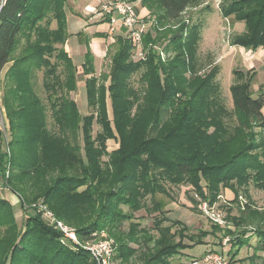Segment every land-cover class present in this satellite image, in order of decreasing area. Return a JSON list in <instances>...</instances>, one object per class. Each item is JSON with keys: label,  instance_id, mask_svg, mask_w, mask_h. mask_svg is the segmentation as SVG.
Returning <instances> with one entry per match:
<instances>
[{"label": "trees", "instance_id": "trees-1", "mask_svg": "<svg viewBox=\"0 0 264 264\" xmlns=\"http://www.w3.org/2000/svg\"><path fill=\"white\" fill-rule=\"evenodd\" d=\"M37 1L4 0L0 7V76L12 62L5 80L11 78L17 82L15 86L7 89L4 101L9 112L16 109L23 111L18 118H23L22 120L15 122L14 118L11 119L13 125L11 130L13 136L15 135L11 138V146L16 152L12 156L14 158L12 165H25L27 168L38 170L48 165L51 156L54 155L58 158L57 161L61 162V166H65L72 174H80L89 180L95 191L89 190L87 204L82 207L92 209L97 203L103 211L101 220L77 226L76 232L80 239L86 242L98 240L99 233L106 232L109 228L113 230L108 232L109 235L121 242V255L126 256L129 253L128 242L125 241L129 239L134 241L135 238L133 236L128 238L121 232L122 222H130L135 233L143 232L135 220V212L147 209L162 215L164 213V206L159 201H154L149 208L143 202V196L135 191L138 183L136 177L145 179L151 175L153 168L157 167L159 157L171 161L169 163L172 167L167 171L174 174V177H179L180 180L192 177L194 185L201 189L199 191L201 199H205L202 188L206 187L211 196L205 201L210 206L219 196L216 192L220 184L229 183V188L233 187L232 189L238 192V186L247 185L250 182L249 178L252 177L255 186L264 191V102L260 97H254L251 92L250 72L235 71V82L230 88L233 111L237 115L236 128L241 131L244 145H240L236 150L229 148V152L227 150L221 154L229 140L223 138L214 142L210 140L214 135L208 130L221 127L219 118L224 112V107L210 104L209 95L206 98V92H215L219 88L214 77L217 68L211 69L208 74L204 73V76L200 74L197 68V51L201 35L198 27L191 24V20L183 21V15L197 4V0L142 1V7L148 11L144 17L153 16L156 20V24L148 27L144 38L146 58L126 64L125 61L130 58L134 46L126 34L116 36V43L109 47L119 46V51L112 55L111 71L105 79L107 84L97 87L96 80L86 82L88 106L93 110L86 116H81L76 103L67 97L70 92H62L68 88V84L75 89V74L78 67L73 58L66 51L55 56L56 61L64 67L66 78L62 83L57 74L59 65H53L45 57L52 51L50 46L52 42L61 41L64 44L67 42L65 4L69 0H43L39 9ZM223 2L220 9L223 17H233L236 22H243L246 26L245 32L235 36L231 43L248 50L264 47V0L260 5H256V11L250 10V6L254 5L252 0ZM47 10L53 12L56 20V27L48 30L37 26L43 19V12ZM242 10L249 11L239 15L240 12L244 13ZM176 24L180 26L173 30L172 25ZM186 30H189V33L185 35ZM32 32L35 33L32 38H36L33 45ZM22 39L26 40V46L28 43L30 49L34 50L15 59L13 55L20 48ZM29 46L25 48L26 51ZM161 52L167 55V59L163 60ZM94 61V56L87 51L82 64L86 75L93 74ZM35 69L44 70L43 85L51 108L53 119L51 124L47 121V106L35 92L29 91L30 88L26 90L19 85V79L21 80L23 76L26 81L32 80ZM188 72L190 78L186 76ZM138 73L140 89L135 88L130 82L132 76ZM25 87H30V84ZM188 92H205L201 107L197 106L201 104V100L196 102L197 96L187 95ZM177 94L187 95L188 98L178 100L180 105H176ZM17 101L22 102L15 106ZM96 123L101 127V131L94 137L93 128ZM78 134L83 136L82 147L69 141V137L74 136L75 139ZM225 134L222 130L221 135ZM113 139L118 140L119 147L109 152L107 144ZM247 141L249 144H246ZM188 143L190 147L186 146ZM256 145L259 146L254 149ZM258 148H262L263 152H258ZM104 156L110 157V169L102 160ZM6 158L5 154L0 153L2 169ZM139 158L141 162L137 160ZM54 162L55 160L53 161L55 166ZM116 174H120L116 183L118 186L116 187L113 182V187L104 193L103 185L106 181L111 182ZM62 181L60 179L59 182ZM159 183L155 181L153 184L152 197L156 194L167 195L168 191L161 186L162 182ZM50 193L52 192L48 190L44 195V203L53 210L56 203L49 198ZM96 195L98 200L94 199ZM69 206L70 204H65L60 208ZM7 207V202L0 199V213ZM123 207H127L128 211L125 212ZM10 209V221H13L15 219L13 207ZM249 213L255 217V223L258 225L256 233L253 234L258 240V250L264 253V211L249 210ZM55 214L61 218L56 212ZM166 221L165 217L156 221L161 232L159 238L147 236L149 238L147 245L151 242L153 248L149 247L148 251L146 250L149 256L143 264H171V258L204 243L203 238L209 235L208 233L187 235L185 234L187 227L183 226L177 232L180 240L175 242L176 233H170L171 226L168 228L160 226ZM244 221L246 222L241 219L233 223L240 227ZM173 223L181 225L179 221ZM22 227L21 236L19 234L17 240L15 239L1 264L44 262L83 264V260H80L82 256L91 258L88 252L81 251L83 253L78 254L72 248L63 245L60 242V234L49 226H43L38 217L33 216L25 220ZM184 239H188L192 244H187ZM244 243L243 238L233 243L229 251L232 259L241 251ZM144 256L145 254L140 257ZM93 264H96L95 261Z\"/></svg>", "mask_w": 264, "mask_h": 264}, {"label": "rangeland", "instance_id": "rangeland-1", "mask_svg": "<svg viewBox=\"0 0 264 264\" xmlns=\"http://www.w3.org/2000/svg\"><path fill=\"white\" fill-rule=\"evenodd\" d=\"M3 1L4 0H0V4ZM70 1H72L73 4L71 3L70 5ZM130 1L135 3L141 16H145L148 13L147 9L142 7L143 0ZM252 1H254V5L250 6V10L256 11V5H260L262 0ZM42 2L43 0L37 1L38 9L40 8ZM105 3L106 0H69L67 4H65V23L68 34L67 42L66 44L61 41L52 42L50 44L52 51L50 53L48 52L49 54H46L45 56L53 65H59L57 74L62 79V83H64L66 78L64 67L61 63L56 61L55 56L62 51H66L65 47L69 48V53L73 58L75 65L78 67V71L75 74V89H72V85L68 84V88L66 87L62 92H70L67 94V97L76 103L81 116H86L93 112V110L88 106V90L86 89V82L96 80L97 87L100 85L105 86V84H107L105 79L111 71L112 55H116L119 51V46L109 47L110 43L108 34L111 25L110 22L106 20L104 14L99 12ZM223 3V0H206L201 5V9L198 8L193 10L194 7H191L192 10H187L183 15V21L186 22L191 20V24L198 27L200 35L202 32L205 34V31L209 29L210 23L211 29H215L213 36L209 37L206 43H204L201 47L200 53L203 54L204 58L202 59V63L198 65L197 68L203 76L204 73L208 74L211 69L217 68L216 75H214V77L219 88H217L215 92H206V98H208L209 95V100H207L210 101V104L224 107V112L220 114L219 118L222 123L221 127L219 126L220 129L208 130L210 134L214 135L210 138L213 142L220 141L221 138L229 140L226 147L222 149L221 154L224 152L226 153L227 150L229 152V148H231V150H236V148L240 145H244L241 131L236 128L235 122L237 115L233 111L234 107L230 91V86L233 83V75L230 72L231 63L229 62V59L221 60L218 64L213 61V58L217 54L218 56L221 54L225 55L228 51L229 33H226L227 28L230 29L229 22H236L233 17L226 19L222 16L220 9L222 8ZM242 11L244 13L240 12L239 15L245 14V12L249 10ZM43 13V19L37 24V26L47 30L49 28H55L56 20L54 19L53 12L51 10H47ZM150 18L155 17L150 16ZM208 23L209 25H207ZM179 26L180 24L172 25V29L177 30ZM115 29L116 36L124 35L121 23H117L115 25ZM210 31L212 32V30ZM187 32L189 33V30H186L185 35ZM34 34V32L31 33L32 45L36 39L32 38L34 37ZM20 44V48L13 55L14 58L16 57L15 59L21 57L22 55L31 53L34 50L33 48L30 49V46L27 43V46L29 47L26 51L25 48L27 46L25 39H22ZM208 47L212 49L213 55L210 51H208ZM87 51H90L95 59L92 75H86L87 72H84L82 68ZM14 58L13 60H15ZM165 59H167V55L165 56ZM136 61H138V59H136L135 51L132 49L130 58L126 59L125 63L131 64V62ZM11 66L12 62L3 70L0 76V153L7 156L3 162V169L0 168V199H4L8 204L7 209L0 213V264L2 263L4 257L8 254L10 248H12L11 246L13 245L15 239L17 240L19 234L21 236L22 233L20 231H22V226L25 220L35 216L39 218L43 226H49L48 221L44 218L43 212L40 210L46 208V210L50 211L57 220L75 230L80 224H87L101 220L103 211L97 203L95 208L92 209H84V207H82L87 204L86 201L89 190L93 192L95 191V188L90 186L89 180L84 176L80 174H72L65 168V166H61V162H58V158H55L54 155L51 156L48 165H44L42 169L38 170L27 168L25 165H12V160L14 159L12 156H14L16 152H14L15 149L13 150L11 146V138L13 136V131L11 130L13 126L11 124V119L14 118L15 122L22 120L23 118H18L22 115L23 111L22 109H16L13 112H9L4 101V96L8 92L7 89L9 90L11 86H15V83H17L11 78L9 80H5L6 74ZM186 76L190 78V72H188ZM23 77L21 80L19 79V85L26 90L30 88L29 91L31 92L32 90V92H35L41 102L47 106V121L51 124L53 121L51 108L43 85L44 70L35 69L34 77L30 81L24 80ZM139 79L140 74L138 73L134 74L130 80L131 84L137 89L141 88L138 83ZM27 84H30V87H25ZM204 93L205 92H188L187 95H196V102L201 100V104L197 106L201 107L202 103H204V99L202 98ZM187 95L177 94L175 97V103H177L176 105H180V100L188 98ZM21 102L22 101H17L15 106H18ZM207 104L209 103L207 102ZM222 130L226 133L224 136L221 135ZM100 131L101 127L96 123L93 128V136L95 137ZM82 137V135L78 134L75 139L74 136L73 138L69 137V141L73 145L82 147ZM246 144H249V141H247ZM186 146L190 147L189 143ZM258 146L256 145L254 149ZM118 147L119 142L116 139L110 140L107 144V150L109 152L117 149ZM258 152H263V149H259ZM54 160L55 166L53 164ZM102 160L110 169V157L104 156L102 157ZM137 160H140L139 162H141L140 158ZM169 162H171L169 159L159 157L156 162L157 167L153 168L151 175L145 179L143 177H136L138 179V183L135 187V191L143 196L142 200L146 203V206L151 208L154 201H159L164 206V213L162 215L159 212H150L147 209L135 212V220L140 224L139 229H142L143 232L135 233L130 226V222H122L121 232L128 238L131 236L135 238L134 241L132 239H129L128 241L124 240L125 242H128L129 253H127L126 256L121 255L120 240L117 241L108 233L110 230L113 231L112 229L108 228L106 232L102 231L99 233L98 242L109 241L114 244V251L110 260L111 264H143L149 256V253L147 254L146 250L148 251L149 247V249L153 248V243L148 242L149 245H147V241L149 240L147 236H151L155 239L160 237L161 232L157 228L156 221L163 217L167 218V221L160 224V226L161 228H168L171 226L170 233H176L175 242L180 240L177 232L183 226L187 227L185 234L190 236L198 235L200 233L209 234L207 237L203 238L202 242L204 243L184 250L180 255L171 258V264H195V262L202 260L201 264H207L204 260L212 250L222 252L226 255L229 258L230 264H264V253L260 252L261 250H258V240L255 236H253L258 229V225L255 223V217L253 215L251 216L249 213V210L264 208V191L255 186L253 178H249L250 182L247 183V185L242 187L238 186V192H235L232 189L233 187L229 188V183L225 185H218L216 193L217 195L219 194V196H217L218 198H216V201L212 206H214L225 218V225L219 226L208 219L201 209L202 205L206 203L205 199L210 198V191L206 189V187H203L202 195L205 196V199H201L202 197L199 193L201 189L199 190V188L194 185L192 177H184L182 180H180L179 177H174V174L167 171L170 167H172ZM210 164L212 163H208V165ZM150 168L151 167H149V169ZM164 173L165 175H163ZM119 175L120 174L114 175V179H112L111 182H105L106 184H109L103 185L104 193L113 187V182L116 185ZM60 179L63 180L61 183L59 182ZM155 181H158V184H160L159 182H162L161 186H164L168 191L167 195L156 194L152 197L151 192H153V184ZM202 185H205L204 181L202 182ZM117 186L118 184L116 187ZM48 190L52 192L49 195L50 197H48L52 198V200L56 203L55 208L51 207L62 219L57 217L55 212L44 203V195ZM97 197L98 196L96 195L94 199L98 200ZM65 204H70V206L68 208H60ZM12 207L16 220L14 219L13 221H10V208ZM123 209L125 212L128 211L127 207H123ZM250 218L252 219L250 220ZM241 219L246 220V222L244 221L241 225H239L240 227L234 225V221H239ZM177 221L181 222V225L173 223ZM242 238L245 243L241 246V251L235 258L232 259L231 253L228 255L227 252L232 249L233 243ZM77 239L83 247L78 246L77 248H73V250L78 252V254H82L83 252L81 251L86 253L87 250L84 248L87 246L86 242L79 237H77ZM225 239L229 240L226 246H224ZM184 241L187 244H192L188 239H184ZM234 247L236 248V246ZM144 254L145 256L141 258L140 256H143ZM80 260H83V264H93V259L89 258V256L87 258L82 256V259ZM43 264H46V262Z\"/></svg>", "mask_w": 264, "mask_h": 264}, {"label": "built area", "instance_id": "built-area-1", "mask_svg": "<svg viewBox=\"0 0 264 264\" xmlns=\"http://www.w3.org/2000/svg\"><path fill=\"white\" fill-rule=\"evenodd\" d=\"M3 2L0 4V7ZM99 12H102L106 20L110 22L111 27L108 34L110 45L116 43L115 25L121 23L123 33L126 34L134 46L136 59H145L146 51L144 48V38L148 31V27L151 24H156L155 18H145L144 16H141L135 3L128 0H106V3ZM161 55L163 60H165V54L161 52ZM201 209L212 222L219 226L225 225V218L214 206H210L206 202L202 205ZM40 211L43 212L44 218L48 221L49 227L60 234V242L63 245L72 249L82 246L77 239L79 236L75 229H71L61 221L57 220L50 211L46 210V208ZM228 242L229 240L225 239L224 246H226ZM86 244L87 246L84 248L96 264H111L110 260L114 251L113 242H98L95 240L87 241ZM202 261H197L195 264H201ZM204 261L207 264H230L229 258L223 253L218 252L209 253Z\"/></svg>", "mask_w": 264, "mask_h": 264}, {"label": "crops", "instance_id": "crops-1", "mask_svg": "<svg viewBox=\"0 0 264 264\" xmlns=\"http://www.w3.org/2000/svg\"><path fill=\"white\" fill-rule=\"evenodd\" d=\"M205 1L206 0H197V4L193 6L194 7L193 10L198 9V8L201 9L202 8L201 5ZM71 3L73 4L72 1L69 2L70 5H71ZM206 5H208V4H206ZM85 6H87V5H85ZM189 9H191V7ZM220 12H221V10H220ZM212 20H214V19H212ZM232 22H229L230 29L227 28V32H226L227 34L229 33L228 34V37H229L228 47H229V49L225 55L221 54L218 56V54H217L213 58L214 59L213 61H215L218 64L221 60L229 59V62L231 63L230 72L233 75L232 85L235 82V76H234L235 71H239V72H243V73L250 72L251 92L254 94V97H260L261 99H263V102H264V47H259L258 49H255V50H248L242 46L233 45L231 43L233 38L235 36L242 35L245 32V24L243 22H234V23H232ZM207 25H209V23ZM210 30H212V32ZM206 31H207V33H206ZM206 31H205V34L202 32L204 35L201 33L200 41L198 44L197 65H200L203 61L202 59L204 58L203 54L200 53L201 47L204 45V43H206V41L209 39V37L213 36V34L215 33L214 32L215 29H211V23L209 25V29ZM208 48H209L208 51H210V53L213 55L212 49L210 47H208ZM65 49H66L67 53L69 54V56H71L69 53V51H70L69 48L65 47ZM206 53H208V52H206ZM231 86H230V88H231ZM263 115H264V106H263ZM259 210L264 211V208L259 209ZM227 254H229V251L227 252Z\"/></svg>", "mask_w": 264, "mask_h": 264}]
</instances>
